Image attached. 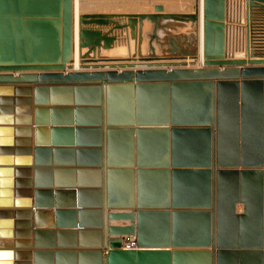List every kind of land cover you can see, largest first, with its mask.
<instances>
[{
    "label": "water",
    "instance_id": "95a60500",
    "mask_svg": "<svg viewBox=\"0 0 264 264\" xmlns=\"http://www.w3.org/2000/svg\"><path fill=\"white\" fill-rule=\"evenodd\" d=\"M0 264H264V0H0Z\"/></svg>",
    "mask_w": 264,
    "mask_h": 264
},
{
    "label": "rangeland",
    "instance_id": "374dc122",
    "mask_svg": "<svg viewBox=\"0 0 264 264\" xmlns=\"http://www.w3.org/2000/svg\"><path fill=\"white\" fill-rule=\"evenodd\" d=\"M82 1H83V6H85V9H88V7L90 6L89 12H107V11L113 12L114 11L115 13H140V12L142 13V11H144L145 13V12H149L150 10H153L152 4L154 3L157 4L159 2L158 0H82ZM160 1H161L160 3L164 4V6L167 8V5L173 7V5L170 4L169 2L177 1V3H179L180 0H160ZM182 1L186 2L187 0H182ZM177 6H180V3ZM177 6L174 5L173 8H178ZM181 7L182 8H180V12L192 11V10H188L189 4L182 5ZM171 9L172 8H169V10ZM175 10L176 9H174V11ZM86 11L88 12V10H85L84 12Z\"/></svg>",
    "mask_w": 264,
    "mask_h": 264
},
{
    "label": "crops",
    "instance_id": "0c3cea01",
    "mask_svg": "<svg viewBox=\"0 0 264 264\" xmlns=\"http://www.w3.org/2000/svg\"><path fill=\"white\" fill-rule=\"evenodd\" d=\"M89 9V8H88ZM213 91H214V95H215V87H214V89H213ZM35 139V134H34V132H33V140ZM227 145H225V146H227V148H231L232 147V145L230 144V142H227L226 143ZM22 145H25V144H22ZM235 156V155H234ZM233 155H229L226 159H224V160H222V162L223 163H226V164H236V163H238V164H242V163H250V162H252V160L251 159H247V158H243V156H242V154L241 155H239V157L238 158H232V157H234ZM31 168H33L32 170H34V167H31ZM46 177H47V175H46ZM53 179H55L54 177L55 176H51ZM51 178V179H52ZM71 178V175L70 174H60L59 176H58V179H60V180H65V181H67V180H69ZM47 179H48V177H47ZM31 180L33 181V183H34V180H35V176H34V172H33V175H32V177H31ZM227 187V189L229 190V186H226ZM240 189H241V186L239 187ZM23 189H24V187H21L20 188V191H23ZM251 189V188H250ZM240 192H241V190H240ZM19 210H23V209H19ZM30 210H32V208H30ZM243 210H244V204L243 203H238L237 204V212L238 213H243ZM87 221H88V225H91L92 226V223H89V222H92V220L88 217L87 218ZM32 222L34 223V218H32ZM24 229H25V226H20L19 227V231L20 232H23L24 231ZM54 240H56L55 242H57V237H55L54 238ZM32 242H33V238H32V240H31ZM238 243H240V242H238ZM63 260L65 261V262H69L70 260L67 258H63Z\"/></svg>",
    "mask_w": 264,
    "mask_h": 264
},
{
    "label": "bare ground",
    "instance_id": "6f19581e",
    "mask_svg": "<svg viewBox=\"0 0 264 264\" xmlns=\"http://www.w3.org/2000/svg\"><path fill=\"white\" fill-rule=\"evenodd\" d=\"M159 2L157 3V4H159L161 1L160 0H158ZM170 4H172L173 5V7H174V5L175 6H177L179 3H180V6H177L178 8H173L172 6H168L167 5V8L164 6V4H162V3H160L161 5H163L164 6V9H165V12H180V8H182L181 6L182 5H187V4H189V8H188V10H194V6H195V0H191V1H189V0H187L186 2L185 1H182V0H180L179 1V3H177V1L176 2H169ZM82 4V5H81ZM157 4H152V6H153V10H150L149 12H154V6L155 5H157ZM147 6V5H146ZM149 6V5H148ZM86 7H88V6H86ZM90 7V6H89ZM88 7V8H89ZM185 7V6H184ZM183 7V8H184ZM142 8V7H141ZM147 8V7H146ZM169 8H172L171 10H169ZM74 9H75V14H76V16L77 15H79L80 13H84V11L85 10H88V12H89V9H85V6H83V1L82 0H74ZM103 9V8H102ZM150 9V8H149ZM174 9H176L175 11H174ZM202 9V0H200V10ZM92 10V9H91ZM101 10V9H100ZM109 10V9H108ZM142 10H144V9H142ZM179 10V11H178ZM126 11V10H125ZM139 11V10H138ZM87 12V11H86ZM107 12H109V11H107ZM114 12V11H113ZM143 13H144V11H142ZM184 12H186V11H184ZM115 13V12H114ZM141 13V12H140ZM200 35H201V39H202V24H201V32H200ZM199 65H201V58H199V63H198Z\"/></svg>",
    "mask_w": 264,
    "mask_h": 264
},
{
    "label": "built area",
    "instance_id": "2783aa9c",
    "mask_svg": "<svg viewBox=\"0 0 264 264\" xmlns=\"http://www.w3.org/2000/svg\"><path fill=\"white\" fill-rule=\"evenodd\" d=\"M123 248L125 249H135L137 244L134 237H125L122 241Z\"/></svg>",
    "mask_w": 264,
    "mask_h": 264
}]
</instances>
